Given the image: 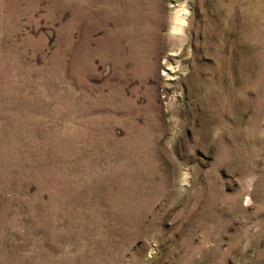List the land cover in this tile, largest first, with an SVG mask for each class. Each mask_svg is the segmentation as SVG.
Returning a JSON list of instances; mask_svg holds the SVG:
<instances>
[{"label":"rangeland","instance_id":"obj_1","mask_svg":"<svg viewBox=\"0 0 264 264\" xmlns=\"http://www.w3.org/2000/svg\"><path fill=\"white\" fill-rule=\"evenodd\" d=\"M0 264H264V0H0Z\"/></svg>","mask_w":264,"mask_h":264},{"label":"bare ground","instance_id":"obj_2","mask_svg":"<svg viewBox=\"0 0 264 264\" xmlns=\"http://www.w3.org/2000/svg\"><path fill=\"white\" fill-rule=\"evenodd\" d=\"M179 13V12H178ZM184 18L183 14H180L179 15V24L177 25V28L181 30V27H182V19ZM184 20V19H183ZM175 32V31H174Z\"/></svg>","mask_w":264,"mask_h":264}]
</instances>
